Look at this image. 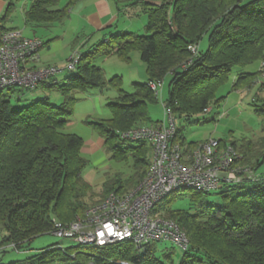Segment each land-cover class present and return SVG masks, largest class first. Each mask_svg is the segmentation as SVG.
Returning a JSON list of instances; mask_svg holds the SVG:
<instances>
[{
    "label": "trees",
    "instance_id": "trees-1",
    "mask_svg": "<svg viewBox=\"0 0 264 264\" xmlns=\"http://www.w3.org/2000/svg\"><path fill=\"white\" fill-rule=\"evenodd\" d=\"M13 1L9 0L3 19L12 11ZM59 1L35 0L25 12L26 23L30 28L61 24L77 0L54 9ZM112 1L118 12L141 8L147 17L145 35L113 33L79 52L73 76L59 80L58 75L40 83L37 89L61 94L60 105L42 98L13 107L11 98L20 101L25 89L0 90V251L10 245L20 251L34 238L50 233L54 221L69 224L81 219L91 205L103 200H90L92 187L83 178L86 160L80 154L83 141L64 130L77 101L75 93L108 86L118 92L117 98L107 104L111 118L88 122L111 158L129 163L132 172L103 181L102 194L106 196L134 188L149 166L150 144L121 136L132 128L159 122L148 116V105L157 102L148 81L169 76L168 96L162 103L175 119L189 121L219 105L224 97H217V91L235 67L244 68L256 61L264 66V0ZM2 30L7 29L0 20ZM204 36L206 50L193 57L188 46H198ZM134 51L145 66L146 81L134 83L132 92H125L120 89V79L107 81L95 61L115 55L129 63ZM262 72H239L232 89L248 85ZM256 101L253 111L262 119L257 139H217L221 147H234L239 155L236 164L249 169L253 179L222 185L214 193L173 192L153 206L152 216L175 221L188 239L177 263L171 260V252L163 253L168 264H264V173H257L264 162V99L257 97ZM175 140L186 149L194 146L185 143L178 127ZM211 195L217 199H210ZM184 197L186 209L171 207L176 199ZM155 244L145 250L125 241L100 247L51 245L15 264H82L89 260L118 264L110 262L111 257L132 264H165L156 255Z\"/></svg>",
    "mask_w": 264,
    "mask_h": 264
},
{
    "label": "rangeland",
    "instance_id": "rangeland-1",
    "mask_svg": "<svg viewBox=\"0 0 264 264\" xmlns=\"http://www.w3.org/2000/svg\"><path fill=\"white\" fill-rule=\"evenodd\" d=\"M66 0H60L59 5H65ZM9 0H0V19L6 12ZM30 0H14L13 9L8 13L4 19L6 27H15L23 29L24 35L31 32V30L24 25L23 9L30 5ZM2 20V19H1ZM147 22L146 14L140 7L127 8L124 11L118 12L117 17L110 28L106 31L105 35L113 34L116 30L121 29L123 32H132L137 35H145V25ZM24 27V28H22ZM35 35L43 39L45 44L53 43L50 47L42 49V57L38 65H54L58 68H63L69 57L75 52L79 55V49L75 47L78 45L74 39V32L67 21L61 24H53L49 29H42L41 27L35 29ZM79 36V35H77ZM76 36V37H77ZM74 40V42H73ZM100 43L96 41L91 43L89 48ZM194 47V46H188ZM87 48V49H89ZM207 48V37L204 36L199 45L196 46V56L198 53H203ZM70 52V53H69ZM189 52L192 54L191 50ZM193 55V54H192ZM193 56V57H194ZM95 63L100 66L104 71V77L109 81L113 77L120 79V89L125 92H132L134 83H142L145 80V66L140 61L139 53L134 51L131 53V60L126 63L119 59L117 56H109L104 59H97ZM188 66V62L185 64ZM184 65V66H185ZM190 66V65H189ZM264 71V66L261 62L256 61L252 64L239 68L235 67L227 80L217 91V97H224L218 106H212V110L208 108L203 114H198L183 121L176 119L177 127L180 128V134L184 138L185 143H200L205 138H217L220 140L237 141L243 137L257 139L261 135V117L257 116L253 111L252 104L257 102V97L264 99V72L258 74L248 85H243L237 90H233L232 86L235 82L239 72L257 73V71ZM75 74V70H63L60 72L57 79H63ZM170 77L167 76L162 82L161 93L157 96V102L148 105V116L153 122L162 121L163 105L168 96V84ZM20 90L21 88H16ZM155 95V93H154ZM118 96L117 89L108 86L104 89H89L75 93L77 99L74 105V111L70 118V122L66 125L65 131L79 136L83 145L80 149L81 156L86 160V168L83 172V178L92 187V202L104 199L105 195L102 194L103 181L112 180L116 175L126 177L131 175L129 163L122 162L111 158V154L103 148L102 139L95 133L89 123L95 121H105L111 118L110 109L107 107L109 102L114 101ZM46 98L49 104L60 105L63 98L61 94L55 90L47 91L45 89H37L34 91H23L21 100L17 101L16 97L11 98L13 107H20L27 105L30 100ZM211 119H214L211 121ZM179 141V140H178ZM148 169V168H147ZM147 171V170H146ZM258 174L264 173V162L257 170ZM130 190V189H129ZM128 191V190H127ZM214 193V192H213ZM216 200L217 196L211 195L209 197ZM173 209H186V198L176 199L172 206ZM3 232L0 231V239ZM51 245H60L62 247L75 246L71 240H67L56 236L52 233H47L34 238L26 247L20 251L12 250L10 246L0 251V263L2 264H15L21 261L38 250L45 249ZM156 255L165 264L167 259L163 253H170V258L174 263H177L180 257V249L172 245L170 242H157L155 244ZM172 250V251H171ZM74 258V254H70ZM125 262L119 258H110V262ZM14 262V263H11ZM82 264H94L93 261H83Z\"/></svg>",
    "mask_w": 264,
    "mask_h": 264
},
{
    "label": "built area",
    "instance_id": "built-area-1",
    "mask_svg": "<svg viewBox=\"0 0 264 264\" xmlns=\"http://www.w3.org/2000/svg\"><path fill=\"white\" fill-rule=\"evenodd\" d=\"M42 47L40 38L23 36L20 30L0 31V90L19 87L34 91L61 71L74 70L77 53L69 57L63 68L39 66ZM189 50L193 56L196 54L195 46ZM187 62L190 64L191 59ZM147 85L156 96L161 93L163 84L159 80H150ZM162 105V121L121 133L123 138L142 140L151 146L149 166L139 184L126 192L108 193L91 205L81 219L69 224L54 221L50 233L76 244L99 247L125 241L137 250L168 241L184 251L188 245L185 232L173 220L152 216L155 203L173 192L212 193L222 185L253 179L249 169L236 164L239 155L229 144L221 147L217 139L209 138L186 149L176 141V119Z\"/></svg>",
    "mask_w": 264,
    "mask_h": 264
},
{
    "label": "crops",
    "instance_id": "crops-1",
    "mask_svg": "<svg viewBox=\"0 0 264 264\" xmlns=\"http://www.w3.org/2000/svg\"><path fill=\"white\" fill-rule=\"evenodd\" d=\"M35 0H30V5L23 9V18H24V25H26L31 32L24 35L23 29H18L15 27H6L4 23V16L2 19V25L4 29H17L20 30L23 36L26 37H37L35 35V29L41 27L42 29H49L51 28L50 24H44L38 27L30 28V25H28L25 21V12L30 8V6L34 3ZM70 0H66L65 5L61 6L58 4L57 7H54V9L63 8L69 3ZM9 4V3H8ZM8 6V5H7ZM7 9V8H6ZM5 9V10H6ZM13 9V8H12ZM53 10V8H52ZM68 16L64 21H67L68 26H70L75 32L73 33L75 38L78 39L75 43L78 44L75 48L79 49L78 51H86L87 48L91 45V43H95L97 40H107L108 36L111 35H105L106 31H103L107 28H110L112 24L114 23L118 10L116 9L114 3L112 0H77L73 4L70 5L69 9L67 10ZM6 13V12H5ZM5 15V14H4ZM9 15V14H8ZM7 15V16H8ZM7 18V17H6ZM5 18V19H6ZM0 19V20H1ZM4 20V21H3ZM64 21L62 23H64ZM24 28V27H22ZM123 32L121 29L116 30V32L113 33H119ZM79 35V36H77ZM77 36V37H76ZM40 38V37H37ZM41 39V38H40ZM43 42V39H41ZM74 42V40H73ZM53 43H48L43 45V47L40 49V58L42 57V49L48 48L50 49L51 45ZM70 53V52H69ZM76 53V52H75ZM43 59V57H42ZM40 62V61H39ZM41 66V65H39ZM42 66H54V65H42ZM146 81V74H144ZM209 138H205L203 140H206ZM215 139V138H213ZM217 139V138H216ZM195 145V143H194Z\"/></svg>",
    "mask_w": 264,
    "mask_h": 264
}]
</instances>
